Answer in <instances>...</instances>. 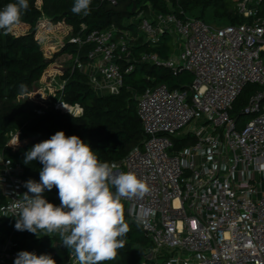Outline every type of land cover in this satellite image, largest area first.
<instances>
[{
    "label": "built area",
    "instance_id": "2783aa9c",
    "mask_svg": "<svg viewBox=\"0 0 264 264\" xmlns=\"http://www.w3.org/2000/svg\"><path fill=\"white\" fill-rule=\"evenodd\" d=\"M235 3L238 23L215 25L183 11L181 16L156 12L136 31L113 23L72 39L79 48L92 45L87 62L77 57L73 69L85 73L99 95L118 94L125 76L141 64L174 76L193 75L182 88L162 82L137 97L146 140L113 169L114 174L134 172L149 186L142 198L122 200L151 241L137 264H264V0ZM166 35L177 42L169 58L135 54L139 40L159 47ZM249 85L257 88L235 117V105ZM53 105L76 117L83 114L78 104L58 99ZM244 116L251 120L240 123ZM191 125L193 139L177 149L175 138L184 144L180 136ZM22 129L11 132V139ZM0 165V226L11 228L7 236L0 230V264H14L20 251L78 264L73 253L58 260L52 248L33 246L15 229L17 217L10 209L28 192L26 180L20 165L3 158ZM43 196L51 202L46 190Z\"/></svg>",
    "mask_w": 264,
    "mask_h": 264
},
{
    "label": "trees",
    "instance_id": "16d2710c",
    "mask_svg": "<svg viewBox=\"0 0 264 264\" xmlns=\"http://www.w3.org/2000/svg\"><path fill=\"white\" fill-rule=\"evenodd\" d=\"M13 2L15 0H0V10ZM74 2L28 0L29 7L26 12H22L21 22L8 34L0 30V158L10 162L13 167L20 165L26 181L31 179L40 182L39 171L43 165L39 161L25 164V153L58 131H64L66 136H79L96 152L101 162H120L133 149L142 147L146 140L138 114L137 97L158 83L165 82L171 88H182L193 82V75L189 72L174 76L167 69L141 64L133 73L125 76L124 86L118 94L99 95L92 88L88 76L78 68L73 69L74 60L78 57L80 61L87 62L88 53L92 49V45L79 48L72 42L79 33L104 29L113 23L120 28L136 31L143 18L151 17L156 12L181 16L183 11L186 16L197 17L215 25L241 21L234 0H118L117 5H111L106 0H92L88 15L74 14ZM207 12L210 17L206 21ZM45 19L54 24L63 22L70 27L61 53L70 54L72 60L68 67L58 72L65 84L55 94L68 104L80 105L83 108L81 116L62 112L50 103L47 106L42 103L31 105L22 100V96L36 94L37 89L45 84L47 71L54 64L55 59L46 54L36 37ZM83 25L86 29H83ZM17 26L24 27V31L17 32ZM171 40L173 38L168 36L161 46L150 47L142 39L135 43L133 50L135 54L155 52L162 58H169L173 51ZM21 84L27 85V94H21ZM255 88V85H249L239 98L235 105V117L243 111ZM39 109L43 110L42 114L38 113ZM20 128H23V134L11 139L10 133ZM179 141L175 138L177 149L187 144H179ZM46 193L51 202L60 203L55 187L51 191L46 190ZM124 216L129 225V232L121 238L124 246L117 249L114 259L103 264H137L151 246L142 227L125 210ZM6 226L5 223L0 226L3 236L11 231ZM22 236L25 241L29 239L33 246L46 245L51 239L54 240L52 249L57 252L58 260L67 259L72 253L62 244L58 233L47 238L40 232L38 238L23 231Z\"/></svg>",
    "mask_w": 264,
    "mask_h": 264
},
{
    "label": "clouds",
    "instance_id": "9594fccd",
    "mask_svg": "<svg viewBox=\"0 0 264 264\" xmlns=\"http://www.w3.org/2000/svg\"><path fill=\"white\" fill-rule=\"evenodd\" d=\"M91 2L75 0L72 12L88 15ZM28 7V0L8 3L0 10V30L10 33ZM20 92L27 94V85L21 84ZM33 161L43 165L40 182L26 181L28 192L10 209L17 217L15 229L38 238L40 232L49 236L58 233L78 264H103L114 259L117 249L124 246L121 238L129 232L122 200L145 196L149 192L147 182L130 171L114 174V162H101L88 143L77 135L66 136L64 131L27 151L24 163ZM53 187L58 190L59 206L43 196L45 190L51 191ZM14 264L57 262L50 254L20 251Z\"/></svg>",
    "mask_w": 264,
    "mask_h": 264
},
{
    "label": "rangeland",
    "instance_id": "374dc122",
    "mask_svg": "<svg viewBox=\"0 0 264 264\" xmlns=\"http://www.w3.org/2000/svg\"><path fill=\"white\" fill-rule=\"evenodd\" d=\"M231 1V0H230ZM235 1V0H234ZM208 12L205 15V19L207 21ZM214 23V22H213ZM216 24V23H214ZM227 23H224L222 25H225ZM17 32H23L24 27L17 26L15 27ZM69 28L65 23H58L54 24L49 19H45L39 27V30L37 32V38L40 40L44 50L46 51V54L54 58V64L51 65L49 70L47 71L46 75V81L43 86H41L39 89H37L36 94H30L28 96H22V100L24 102H27L31 105H36L38 103H42L44 106H47L48 103L52 105L54 102H58L57 95L55 94V91L62 90L64 86V82L60 79V74L58 72H61L63 70L62 68H66L71 64V56L70 54H64L61 53V50L64 48V42L66 39V36L69 33ZM168 37V35H166ZM172 44L174 43V40H171ZM174 44H177L175 41ZM176 49L178 50V45H176ZM175 56H178V51L176 52ZM56 73H53L54 70ZM51 76V78H50ZM139 77V76H138ZM105 94H107V91H104ZM42 110V109H39ZM251 120V116H244L241 118L240 123L248 122ZM192 127L188 126L185 128L181 134V138H185V142L189 143L194 135L191 134ZM190 133L189 135L187 133ZM124 205V210L126 211V204L122 201ZM55 245L54 240L51 239L50 242H47L45 247L52 248Z\"/></svg>",
    "mask_w": 264,
    "mask_h": 264
}]
</instances>
